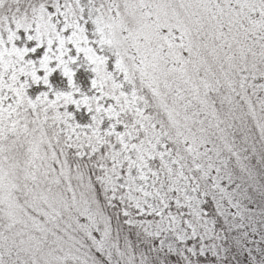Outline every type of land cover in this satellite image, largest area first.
I'll return each instance as SVG.
<instances>
[{
    "label": "snow or ice",
    "instance_id": "6c2138e0",
    "mask_svg": "<svg viewBox=\"0 0 264 264\" xmlns=\"http://www.w3.org/2000/svg\"><path fill=\"white\" fill-rule=\"evenodd\" d=\"M0 264H264V0H0Z\"/></svg>",
    "mask_w": 264,
    "mask_h": 264
}]
</instances>
